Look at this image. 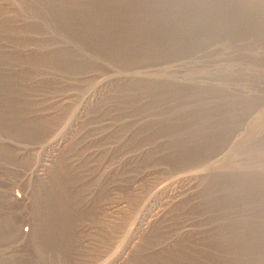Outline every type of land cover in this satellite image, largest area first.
Instances as JSON below:
<instances>
[{"label": "rangeland", "instance_id": "rangeland-1", "mask_svg": "<svg viewBox=\"0 0 264 264\" xmlns=\"http://www.w3.org/2000/svg\"><path fill=\"white\" fill-rule=\"evenodd\" d=\"M19 2L0 0V22L9 20L7 22L13 25L10 29L0 28V74H8L9 82L18 80L15 91H21L19 95L25 98L26 110L32 109L28 114L45 118L49 123L33 130L41 133L33 138L14 137L0 128V210L3 205V209L11 211L16 218L14 222H19L11 227H20L15 233L19 235L14 232L10 233L11 238L8 235L10 240L0 238V254L17 253V260L23 264H45L39 260L36 242L30 240L34 237L32 231L41 227L35 224L31 208L39 191L42 195L46 193L53 171L63 165L80 210L70 264H164V261L166 264H201L208 260L204 264H218L219 257L213 260L210 254L221 252L222 246L213 236L226 223L217 220L223 205L214 203L213 208L206 205L213 200L206 192L217 187L206 178L209 176L210 180L212 173L231 171L233 160L240 169L253 167L264 171V128L253 141L239 142L249 125L264 114V37L261 31L257 34L249 27L245 30L236 25L227 29L228 37L213 34L206 31V27L213 21L223 22L210 11L206 21L190 24L196 28L199 25V30L189 34L181 29L176 33L184 37L181 41L185 45L175 43L155 52L131 50L126 56L110 54L95 60V52L106 56L103 49L96 50L71 32L65 33L67 29L65 31L60 24L57 26L44 11L39 16L41 22L35 16L22 14ZM35 3H39L38 0ZM40 4L41 1L37 6ZM164 4L177 5L172 0ZM71 11L63 12L78 14ZM145 12L150 13L147 9ZM118 13L138 14L129 10ZM154 13L186 17L191 12L166 9ZM228 18L226 16L225 20ZM241 19L245 23L253 21L250 16ZM43 23L46 25L40 26ZM176 24L159 33H146L141 39L164 42L173 30H178ZM203 36L212 37L210 46L204 50L191 49L193 40ZM42 43H48L49 49L52 46L70 48L78 58L67 68L36 61L32 58L39 54ZM110 45L117 44L110 42ZM17 54L32 58L21 57L22 60ZM167 79L175 83H164ZM147 80H155L154 89L149 88ZM192 80L205 88L194 86ZM130 85L136 86L135 92L125 90ZM168 89L172 94L161 101ZM226 91L251 96L253 105L234 118L240 128L224 137L221 135L225 127H211V120L222 117L228 102L221 103L218 110L211 113L202 106L175 108L186 103L187 93L195 94L202 102L203 98L213 99ZM197 108L207 111L209 117H201L196 113ZM168 116L179 119L180 123L167 120ZM188 118L194 121L192 125ZM196 130L200 139L185 147ZM208 132L215 136L211 142L204 138ZM177 141L184 142L174 144ZM210 145L215 150L211 148L207 158L198 160L200 152ZM2 147H10L13 154L15 150L14 159H6ZM227 177L222 175V181ZM235 216L232 215L230 221H235ZM39 230L35 231L36 237L37 231L45 232ZM23 251L27 253L24 259L28 262L23 259Z\"/></svg>", "mask_w": 264, "mask_h": 264}, {"label": "bare ground", "instance_id": "bare-ground-1", "mask_svg": "<svg viewBox=\"0 0 264 264\" xmlns=\"http://www.w3.org/2000/svg\"><path fill=\"white\" fill-rule=\"evenodd\" d=\"M40 1L42 5L40 4V6L38 7L37 5L40 3ZM167 1H170V0H65V1L64 0H38L39 3L34 4L35 0H20L19 9L21 10L22 14L26 13V14H30V16L31 15L35 16L37 17V20H39L40 22L42 21V19L40 20V17H39L41 15L40 13L43 14V11H44L45 13L49 15L48 18H51L52 21L55 22V24L57 23V26L58 24H60L62 28L65 29V31L67 29L65 33L71 32L72 35L76 37H80V39H82L83 44L85 45L92 44L94 49L96 50L100 48L103 49L106 53V56L98 52H95V56H94L95 60L103 59L105 57L110 56V54L111 55L114 54L116 57L126 56L131 50L132 52L134 51L137 52L140 49H144L146 50V52H151V51L155 52L157 49L166 48L175 43H179V46L185 45L186 43H182L183 41H181L182 38L184 39V37H182V35H176V33H179V30L181 29H183L185 33H189V34H192V31L194 30L196 31L199 30V25L196 28L195 27L196 25L192 27L190 26V24H192L195 21H196L195 23L197 24L199 22L206 21L207 20L206 18L209 16L208 13L210 11H212L211 14L215 18L219 19L223 23H220V22L217 23L213 21L210 25L206 27V31H210L213 34L222 35V37H228L227 33H225L226 31H228L227 29L238 25V28L240 27L241 29L247 30L248 27L249 29H253L254 31L253 33L258 34L259 33L258 31H261L262 36L264 37V28H263L264 27V0H172L173 3H176L177 5L164 4V2H167ZM190 4H191V7L189 6ZM146 9L149 10L150 13H146L145 12ZM166 9H169V11H188L191 13L187 15L186 17L184 16L177 17L173 15H156L154 13L155 11L158 12L159 10L162 11ZM69 10H72L74 12L77 11L78 14L72 15V14L63 12V11H69ZM128 10L137 12L138 14L118 15L119 14L118 12L128 11ZM80 13H83V14H80ZM226 16H229L227 20H225ZM247 16H250V18L253 17V21L251 20V22L249 23L243 22L241 17L246 18ZM46 20L47 19H45V21ZM7 21L4 22L2 20L0 22V28L4 27V28L10 29L11 27H13V25L11 23H8ZM53 22L50 21L51 24ZM176 22L178 23L176 24ZM46 24L43 23V24H40V26H43ZM51 24L49 27L54 29L55 27L54 23L52 24L54 27H51ZM175 24H176L175 27L178 30H173V33H171L169 38L165 40L164 42L162 41L154 42V40H151V39L142 41L141 39V36L146 33H153V34L156 32L159 33L160 31H163L165 29L168 30L169 26H172ZM14 28L16 27L14 26ZM63 36H65V34ZM211 38L203 36V37H198L194 39L193 46L191 47V49L198 48V50H204L208 48L210 44L212 43V40H210ZM110 42L114 44L116 43L117 45L112 46L110 45ZM44 43H42V48L39 54H37L33 58L30 56L26 57L27 56L26 54H25L26 56L20 55L19 57L18 54L17 56L20 59H22L21 57H24L25 59L32 58L36 61H43L49 65H53L55 67H63V68L71 67L73 63H75L73 60L75 58H78V54L70 48L54 49L52 48L53 47L52 46L51 49H49L48 43L47 45ZM45 48H47V50ZM22 54H24V52ZM17 81L9 82L8 74L6 73L0 74V128L7 130L8 133L14 137L15 136H18V137L31 136L33 138L35 136H39V134H41L39 133L40 131L37 132L33 130H35L36 128L42 127V126L44 127L45 125L47 126L49 122L45 118H41V117L38 118L37 116L35 117L34 116L35 114L33 115L34 117L28 114L29 112L27 111H31L32 109L30 108L31 110L30 109L26 110V107H25L26 101L24 100L25 98L19 95L21 91L20 92L15 91V89L18 88ZM154 81L155 80L146 81L147 84H150L149 86L150 89H154V86L152 85L154 84L153 83ZM165 81L166 82L164 83L166 84L175 83L174 80H171V79H167ZM133 82H131V84ZM192 83L194 86H197L198 88H201V89L205 88V86L197 83L196 81L192 80ZM178 85H182V84H178ZM135 87H136L135 85L134 86L130 85L128 88H125V90H127L128 93H132L136 91ZM226 92L220 94L219 96H216L213 99L203 98L202 100L204 101L202 102L198 97H196L195 94L187 93L185 94L188 98L187 101H185L186 103H183V105L180 107L175 106V108H178V109L182 107L188 108V107H191L192 105L195 107L202 106V108H206L207 111L211 113L213 111H217L218 110L217 108L218 106L221 105V103L228 102L229 106L227 110L222 113V117L219 119L211 120V123L213 124L211 125V127H216L219 125L225 127V131L224 132L222 131L223 133L221 135L222 137H224L228 133L231 132L230 134H232L240 128V126L236 125L238 122H236L234 118L240 115L242 112L245 113L247 110L251 109L252 107L251 104L253 105L252 103L253 99L250 100L252 97L249 95L248 96L240 95V94L236 95V94H231L228 91ZM171 94H172V91L170 89L166 90L160 98L161 101L165 97ZM202 110L203 109H201L200 111ZM200 111L198 109L196 113H198L201 117H209V113L207 111L203 110V113H200ZM247 114L245 115L244 121L246 120ZM166 119L169 121L172 120L176 124L180 123L179 119L174 118L172 116H168L166 117ZM188 121L191 123V125L194 123V121L192 122L190 118H188ZM263 128H264V114L259 118V120H256L255 122L249 125L247 131L244 133L243 137L241 138L239 142L253 141L255 138H257L258 135H260ZM196 132L197 133H194V134L193 132L191 133L193 135L190 137V143L187 140L186 143L184 144L185 147H190L193 141L200 139L199 131L196 130ZM263 136H264V132L262 134V137ZM213 137H215L214 134L211 135V133L208 132L206 133V136L204 138H205V141L211 142L212 140H214ZM183 142L184 141H177V142H174V144H183ZM101 145H104V144L101 143ZM10 147L9 149L8 147L6 149L2 147L4 150H1V151L3 155L6 157V159L8 158L12 159V157L14 159L15 157L13 156L15 155V150L13 154V151L10 150ZM211 148H213V145L207 146L205 150H202L199 154L201 157H199L198 160L199 159L204 160L205 157L207 156V153L214 149V148L213 149ZM231 165H232L231 166L232 170L227 173H221V172H217L214 174L212 173V175L210 174L211 176L210 180L208 179L209 177L208 174H207L208 176L207 178L206 176L204 177L207 179V181L213 183L214 185L215 184L217 185L215 190H210V189H209L210 191L206 190L208 192V193L206 192V196L208 197L213 196L212 202L211 203L206 202V205H208L209 208L215 204L223 205V207H221L222 210L217 215V220L226 223L224 226L219 227V230L216 232V235L213 236L215 239H218V241H221L222 251L221 252L218 251L215 253L213 252L212 254H210V257L213 258V260L214 258L216 259V257H219L218 259L220 261L217 259V261H219L217 262L218 264H264V171L257 170L253 167L247 168V169L246 168L240 169V165L235 160L231 162ZM44 166H46L45 163H44ZM46 168L47 167H45V169ZM53 172L54 173L52 174L51 181L47 185V188H45L46 193H43L42 195L39 191V194L35 196L34 203L32 205L34 207L31 208V211L33 209L32 212L34 213L35 224L38 225L39 227L41 226L40 228L38 226L37 227L41 231H45V232L38 233L37 231V234H39L38 237L42 235L40 236V238H38L35 235L36 233L35 231L39 229L32 231L31 235H34V237L31 238L30 240H34V242H36V245H35L36 250H37L36 252L38 253L40 262L44 261L45 264L46 263L47 264H70V262L72 261L71 254L73 255V253L71 252L74 247V236L76 233V229H79L76 227L78 226L77 222L80 216V210L78 209V203H76L75 197L72 194L71 189L69 187L71 181H70L69 176L65 173L63 165H59L57 169ZM222 175L223 176L227 175L228 179L227 180L225 179L222 181ZM19 198L21 199V197ZM31 202H33V200ZM2 206L0 210L1 211L0 212V238L4 239V237H6L4 239L5 241L6 239L10 240L11 238L10 233L14 232L15 234L17 230H20V227L19 226L17 227L19 229L14 228L15 227L14 221H16V218L14 219V215H12L11 211L3 209ZM211 208H213V206ZM14 211L15 210H13L12 212L14 213ZM249 213H251L250 216L248 215ZM235 214H236L235 221H230V219H232V215H235ZM32 216H29V217H32ZM11 226H14V227L12 228ZM192 230L194 231V228ZM180 231L183 233L181 229ZM2 232L4 234H2ZM27 232L28 231L26 230V233ZM8 235L10 238H7ZM15 235H19V234L17 233ZM34 242H33V245H34ZM17 249L12 250V252L10 250L9 251L13 254V252L16 251ZM24 249L26 248L24 247ZM161 249H164V248H161ZM19 251L17 252L19 253ZM11 253L9 254L12 255ZM25 253L23 251V254H24L23 259H24V256L26 257L27 253L26 254ZM16 254H14L15 256L14 255L5 256V254L1 253L0 254V264H19L17 263L18 261L17 259H19V256ZM36 256L35 257L33 256V257L36 259L38 258ZM34 258L33 260L35 261ZM206 259L208 260V258ZM33 260H31L32 263H33ZM25 261L28 262V260H25ZM204 262L207 263L209 262V260L203 261V263L201 264H204ZM20 263L23 264V262H20ZM40 264H43V262H41ZM164 264H166L165 261H164Z\"/></svg>", "mask_w": 264, "mask_h": 264}]
</instances>
